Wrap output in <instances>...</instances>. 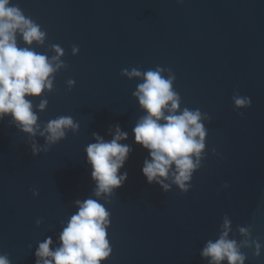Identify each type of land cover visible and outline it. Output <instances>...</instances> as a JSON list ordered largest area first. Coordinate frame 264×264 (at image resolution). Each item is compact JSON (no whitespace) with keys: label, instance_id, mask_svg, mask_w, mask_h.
Wrapping results in <instances>:
<instances>
[{"label":"water","instance_id":"water-1","mask_svg":"<svg viewBox=\"0 0 264 264\" xmlns=\"http://www.w3.org/2000/svg\"><path fill=\"white\" fill-rule=\"evenodd\" d=\"M10 6L43 33L29 44L17 30V47L45 55L55 70L51 89L26 96L37 115L34 133L11 114L0 118V256L36 264L40 243L50 237V249L60 247L77 202L93 199L109 212L111 252L101 264H217L203 251L225 233L243 264H264V0ZM150 70L172 81L174 114L200 112L205 147L199 157L191 154L197 167L187 192L174 182L175 164L160 177L168 190L142 172L152 157L135 140L133 129L148 115L135 93ZM238 98H250L251 106H237ZM61 117L76 127L51 140L48 124ZM118 128L127 133L119 143L130 147L118 175L127 172L128 179L97 195L86 149L98 137L110 142Z\"/></svg>","mask_w":264,"mask_h":264},{"label":"clouds","instance_id":"clouds-1","mask_svg":"<svg viewBox=\"0 0 264 264\" xmlns=\"http://www.w3.org/2000/svg\"><path fill=\"white\" fill-rule=\"evenodd\" d=\"M17 30L29 44L33 40H41L43 36L38 25L26 18L18 7L10 6V0H0V118L11 114L23 131L34 133L37 115L32 111V102L26 96H38L45 88L51 89L49 76L55 69L45 55L17 47ZM130 75L140 76L141 73L133 70ZM143 75L145 82L138 86L135 95L148 115L141 119L133 131L136 142L150 150L152 160L144 162L142 172L149 184L155 182L168 190L170 185L160 177L168 178L171 166L175 164V171H171V175L175 178L174 182L187 192L189 185L185 181L190 180L193 169L197 167L191 154L195 153L199 157L205 147L206 133L204 126L198 122L200 112L185 109L182 114H174L178 100L172 91V81L163 78L159 71L150 70ZM169 101L172 102L170 108ZM45 103L40 105L42 109ZM235 103L237 106L250 107L252 102L250 98H238ZM165 108H168L169 115H165ZM161 120L165 123H161ZM65 126L76 127L71 117L49 122V139L63 137ZM126 138L127 133L118 128L110 142L98 137L97 143L87 147L88 160L93 167L92 177L97 181V195L111 193L127 181V172L118 175L130 152L128 145L119 143ZM77 203L80 205L78 212L61 233V246L52 251L50 237L40 243L36 256L41 259L36 264H101L109 256L111 248L106 227L110 224L109 212L93 199ZM226 237L227 233L217 242L210 241L203 255L211 256L217 264L225 258L229 264H237V261L243 264L244 257L239 254L235 242ZM0 264H10V261L6 256H0Z\"/></svg>","mask_w":264,"mask_h":264}]
</instances>
